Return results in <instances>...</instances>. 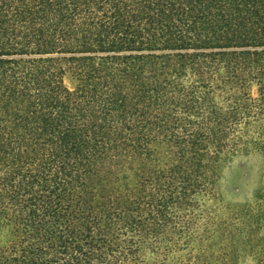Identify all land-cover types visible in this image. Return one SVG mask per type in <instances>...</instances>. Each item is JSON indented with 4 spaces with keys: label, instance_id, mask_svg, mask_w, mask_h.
Returning a JSON list of instances; mask_svg holds the SVG:
<instances>
[{
    "label": "trees",
    "instance_id": "trees-1",
    "mask_svg": "<svg viewBox=\"0 0 264 264\" xmlns=\"http://www.w3.org/2000/svg\"><path fill=\"white\" fill-rule=\"evenodd\" d=\"M255 150L264 0H0V264H231L244 230L264 264L219 195Z\"/></svg>",
    "mask_w": 264,
    "mask_h": 264
},
{
    "label": "rangeland",
    "instance_id": "rangeland-1",
    "mask_svg": "<svg viewBox=\"0 0 264 264\" xmlns=\"http://www.w3.org/2000/svg\"><path fill=\"white\" fill-rule=\"evenodd\" d=\"M264 184V154L258 150L249 154H243L232 158L220 169L219 195L224 204L232 210L251 209V216L261 208H264L260 200L261 187ZM239 208V209H238ZM245 212V211H243ZM253 222H256L254 218ZM253 224V236L255 242L264 239V224ZM247 237L246 231L235 239L234 245L229 249L232 253L231 264H256V255L259 247L251 248L248 244H242ZM260 243V242H259ZM247 255H244L246 254Z\"/></svg>",
    "mask_w": 264,
    "mask_h": 264
}]
</instances>
